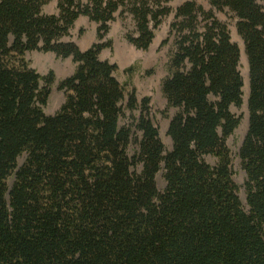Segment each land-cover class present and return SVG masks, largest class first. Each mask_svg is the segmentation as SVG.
Here are the masks:
<instances>
[{"label":"trees","instance_id":"1","mask_svg":"<svg viewBox=\"0 0 264 264\" xmlns=\"http://www.w3.org/2000/svg\"><path fill=\"white\" fill-rule=\"evenodd\" d=\"M170 1L57 0L45 14L47 0H0V264H264V0L177 6L160 83L169 149L149 98L100 58L109 43L65 40L80 16L101 37L128 14L127 40L147 50ZM214 11L234 18L248 64L245 205L227 143L241 121V49ZM35 50L74 64L52 115L55 77L30 66Z\"/></svg>","mask_w":264,"mask_h":264},{"label":"rangeland","instance_id":"2","mask_svg":"<svg viewBox=\"0 0 264 264\" xmlns=\"http://www.w3.org/2000/svg\"><path fill=\"white\" fill-rule=\"evenodd\" d=\"M185 0H171L167 3L169 12L157 26L154 31V38L147 50L135 48L128 40L127 35L132 33L133 22L128 14L118 15L114 20L108 23V27L103 36H98V24L90 21L85 16H80L69 30L65 40L73 41L81 50L89 48L95 42H107L109 45L103 48L99 54L103 60H108L116 66L115 75L117 79L127 82V90H133L136 98L142 100L148 97L150 118L157 127L161 141L166 149L171 146V140L167 135V127L171 110H167L165 99L160 91V83L166 76L165 63L169 51V25L174 18L175 10ZM204 10H209L210 5L206 0H194ZM57 0H47L43 6L45 14H52L56 11ZM214 17L227 25L231 40L241 49L243 45L241 38L236 32L234 18L227 12L214 11ZM240 52L239 70L245 68L241 60ZM26 59L30 66L40 75L49 71L53 72L55 77L54 84L49 88V96L44 107V112L48 115L54 114L63 101V92L58 89V82L69 76L74 68L70 58H60L52 52L30 51L26 53ZM247 62V61H246ZM129 69V70H128ZM248 75V65H247ZM243 86H244V76ZM248 95V93H247ZM245 91L243 90V106L239 109L233 108L232 111L241 118L239 126L233 135L227 140L232 153V172L233 180L238 186V195L245 205V195L243 189L244 172L240 167L237 152L243 140L248 125V112L246 102H244ZM247 97V96H246ZM23 157L18 158L21 164ZM13 178L8 179V185H11ZM156 183L159 189L164 186L161 173L156 175Z\"/></svg>","mask_w":264,"mask_h":264},{"label":"bare ground","instance_id":"3","mask_svg":"<svg viewBox=\"0 0 264 264\" xmlns=\"http://www.w3.org/2000/svg\"><path fill=\"white\" fill-rule=\"evenodd\" d=\"M241 60L242 62H244L245 64V68L242 69L241 71V75L244 76V86H243V90L245 91V96H244V102H246L247 99V93H248V75H247V62H246V57H245V53L243 50V45H241Z\"/></svg>","mask_w":264,"mask_h":264},{"label":"water","instance_id":"4","mask_svg":"<svg viewBox=\"0 0 264 264\" xmlns=\"http://www.w3.org/2000/svg\"><path fill=\"white\" fill-rule=\"evenodd\" d=\"M243 43V42H242ZM243 50H244V46H243ZM245 57H246V55H245ZM246 61H247V58H246ZM248 65V64H247ZM247 100V99H246Z\"/></svg>","mask_w":264,"mask_h":264}]
</instances>
